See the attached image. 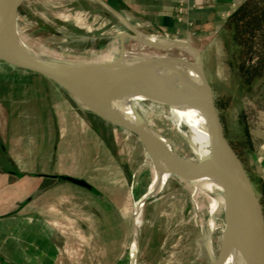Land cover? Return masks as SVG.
I'll return each mask as SVG.
<instances>
[{
	"label": "rangeland",
	"instance_id": "1",
	"mask_svg": "<svg viewBox=\"0 0 264 264\" xmlns=\"http://www.w3.org/2000/svg\"><path fill=\"white\" fill-rule=\"evenodd\" d=\"M65 4L69 7L68 11L64 10ZM72 5L70 0H57L58 38L54 43L56 49L75 58L92 54L101 56L113 47H119L121 50V41L116 38L119 35L114 36L115 38L106 44L92 45L89 36L86 35L88 34L86 29L78 28L83 26L82 21H79L80 16L70 13L71 8L77 10L79 5ZM100 33L99 31L93 36ZM147 38L152 42L140 43L128 36L123 39L125 62L129 64L157 58L180 59L194 62L198 69L197 57L200 56L206 79L217 97L228 139L256 183L248 164L247 155L251 146L247 143L251 139L256 143L259 132L264 131V81L256 84L253 93H249L243 87L241 77L229 66L233 47L230 49L224 38L214 43L209 41L202 44L197 41L191 44L186 39H176L174 42L161 36ZM157 41L166 42L168 45L160 47ZM182 45L188 49H180ZM184 64L186 63H179L181 67ZM6 68L8 67L0 64V192L16 182L15 177L6 178L3 174L5 171L22 172L25 169L46 173L56 171L87 178L100 190L111 195L115 203L114 212L116 211L120 218L111 222L109 217L108 247L104 248L103 242L100 244L99 247L105 250L98 264H129L127 258L133 242V228L131 229L129 222V212L133 203L130 189L132 186L135 187V200L138 201L147 185L145 183L142 187L140 183L139 187L135 180L145 158L143 146L136 138L124 135L91 115L64 111L63 106L45 96L37 94L38 98L34 100L27 98L28 95L23 98V90L20 89L26 85L19 82V76L15 72ZM220 104L227 106L223 110ZM140 106L145 111L144 116L149 126L176 144L174 140L179 133L169 116V108L146 102ZM244 111H247L248 115L246 125L248 129L241 120ZM89 133L96 137L94 143H91ZM197 192H200L199 189ZM199 194L205 205H199L197 197L190 195L182 184L165 180L158 195L149 200L143 209L144 218L139 228L138 264H211L207 254L210 239L212 250L215 256H218L224 229L223 222L218 215H211L208 210L210 203L208 198L204 193ZM63 195L56 193L54 197L61 199ZM204 210H207L208 214L204 213ZM91 223L94 227L96 222ZM66 225L70 227L69 223ZM71 227L75 232L72 242L81 238L84 240L81 228L74 226V223ZM20 231L26 232L25 237H21L22 246L29 249L26 259L28 264H32L33 258L41 257L38 252L39 243L31 237L26 225H20ZM207 231L211 233L209 239L205 235ZM56 241L60 251L66 249L65 242L60 243L58 235ZM69 249L71 252L66 254L67 259L79 263L73 259L75 258V253L71 250L73 248Z\"/></svg>",
	"mask_w": 264,
	"mask_h": 264
},
{
	"label": "water",
	"instance_id": "2",
	"mask_svg": "<svg viewBox=\"0 0 264 264\" xmlns=\"http://www.w3.org/2000/svg\"><path fill=\"white\" fill-rule=\"evenodd\" d=\"M31 2L0 0V64L15 71L40 95L65 108L96 117L132 135L151 155L158 171L167 172L185 181L210 178L225 185V222L221 248L218 256H215L211 239L209 240L207 254L210 263L221 264L231 252V243L234 242L249 263L264 264L262 197L249 170L228 139L226 124L217 97L206 79L202 58L197 57L199 82L193 81L182 69L184 67L179 63L184 61L180 59L173 62L171 59L157 58L128 64L124 60L126 51L123 39L128 36L140 43L147 42L140 39L144 35L131 26L128 27L131 33L116 37L121 41V55L113 64L91 66L89 70H83L65 60L37 57L26 48L24 37L54 53H63L54 47L51 28L42 18L47 14L48 0L34 6ZM118 16L125 21L120 14ZM185 65L192 66L189 63L183 66ZM129 97H142L166 107L170 104L195 106L203 115L208 129L210 154L203 159L197 158L179 131L174 140L176 144L171 143L149 126L144 116L145 111L140 106L143 110L140 115L129 102ZM113 102L131 107L135 112V119L127 120L117 114L112 109ZM54 178H61L102 198V195L84 180L71 177ZM31 199L19 204L14 212ZM151 199L145 200L143 206ZM138 253L139 243L135 264Z\"/></svg>",
	"mask_w": 264,
	"mask_h": 264
},
{
	"label": "crops",
	"instance_id": "3",
	"mask_svg": "<svg viewBox=\"0 0 264 264\" xmlns=\"http://www.w3.org/2000/svg\"><path fill=\"white\" fill-rule=\"evenodd\" d=\"M31 1L33 6L35 4L39 5L41 1L43 2V0ZM243 1L70 0L71 6H73L72 4H78L79 7L77 10L71 8L72 12H69L80 16H78L79 21H82L83 26H78V28L81 30L86 29V33H88L86 35L89 36L88 39L92 45L106 44L107 41L115 38L114 36L131 33L129 26L146 37L161 36L169 41L174 40V42H176V39H186L191 44H193V41L202 44L209 43V41L214 43L221 40V38L226 39V22L232 12ZM47 4L48 9L46 12L48 15H44L42 18L44 23L50 26L51 37L56 43L58 38L56 34L57 0H48ZM67 8L69 7L65 4L64 10L68 11ZM118 14L125 21L121 20ZM99 31L101 32L99 35L93 36ZM20 81L26 85L20 89V91L23 90V98H26L27 95L29 99L38 98L37 94L39 93L19 76ZM63 110L78 113L74 110H67L65 107ZM94 118L104 123L98 118ZM114 129L124 133V135H130L117 128ZM259 133L256 143L253 139L249 140L251 150L247 156L250 171L256 180L257 191L262 196L264 192V131ZM88 137L91 143L95 142V136L89 133ZM3 174L6 178L15 177L16 182L10 187H4L5 190L0 192V264H28L26 258L29 249L23 248L21 239V237H25L26 232H19L20 225L27 226L31 232V237L36 239L40 246L38 252L41 257L33 258L32 264L99 263L105 250L99 247L100 244L103 242V244L105 243L104 248L108 247L109 217L112 220L111 222L120 220L118 213L114 212L115 203L110 194L100 190L96 184L91 183L85 177L56 173V171L46 173L25 169L22 172L5 171ZM54 177H71L84 180L93 186L102 195V198L61 178L56 179ZM133 189L132 186L130 196L133 203L129 212L131 229L133 228V212L136 204ZM56 193H63V198H55ZM29 198L32 199L14 212L19 204ZM28 221L29 223H27ZM90 221L96 222L94 227H92L94 224ZM68 223L70 227H67L66 224ZM73 223L77 228H81L80 231L84 236V240L81 238L72 242V239L75 238V232L71 227ZM33 227H36L37 230ZM75 231L77 230L75 229ZM57 235L60 238V243L64 244L65 242V247L68 250L63 249L60 251L56 241ZM84 243L86 246H84ZM69 248H73L71 249L75 253L73 259L79 261V263H73L67 259L66 254L71 252ZM85 253L88 255L84 256ZM42 254L45 256H42Z\"/></svg>",
	"mask_w": 264,
	"mask_h": 264
},
{
	"label": "bare ground",
	"instance_id": "4",
	"mask_svg": "<svg viewBox=\"0 0 264 264\" xmlns=\"http://www.w3.org/2000/svg\"><path fill=\"white\" fill-rule=\"evenodd\" d=\"M143 37L144 36L140 37V39L145 40L147 42H152L150 39H146L147 37L146 38ZM23 41L29 52L36 55L37 57H41V58L48 57L57 60L59 59L65 60L70 62L73 66L82 68L83 70H89L91 66H98V65L104 66V65L113 64L120 59V55H121V50H119V47H113L108 52H105L103 54L100 53L101 56H99L98 54H92L86 57L75 58L66 54L54 53L51 50L44 48L40 44L33 42L26 37L23 38ZM156 43L160 47H166L168 45L166 42L163 41H157ZM180 49L187 50L188 47L182 45ZM171 60H173V62L176 61L175 59H171ZM142 61H146V60H142ZM184 62L192 64V66L188 67L187 65H185L187 67L185 68L183 66L184 68L182 69H184V71L193 81L199 82L200 81L199 69H197L195 63L188 60H184ZM128 100L140 115L143 113V110L140 108L141 103L146 102V103L163 106V104L161 103L149 101L142 97H129ZM111 106L112 109L117 114L123 116L125 119L127 120L135 119V112H133V109L128 105L119 102H113ZM168 108L170 110L169 116H171L173 123L177 126L179 133H181L186 138L195 156L199 159H203L206 156H208L210 154V148L208 143V129L201 112L191 104H170ZM144 152H145L144 162L141 166V169L137 171L138 173L135 176V180L138 186L140 185V183L142 187L143 184L145 183H147V185L146 188L144 189L142 188L143 189L142 195L139 198V200L136 201L135 210L133 212L134 232H133V242L129 250V258H127L129 264H135V255L137 253L138 243H139V228L142 223V218H144L143 203L145 200L156 197L163 183L167 179L182 184L190 193V195L192 194L195 197H197L196 199L197 201L199 200L198 201L199 205L201 204L205 205L204 201L201 199L200 196L201 194H199V193H204L205 196L208 198L207 200H209L210 202L208 210L211 213V215L215 214L221 217V220L223 222L222 223L223 227L225 222L224 220L225 202L223 198V190L225 188V185L219 184L210 178H203L195 181H185L167 172H160L155 168L151 155H149L146 152V150ZM198 189L200 192H197ZM133 190L135 191V187ZM203 212L208 214L207 210H204ZM203 212L200 211V214L203 215ZM205 235L207 239L211 237V233L209 231L205 232ZM231 244H232L231 252L228 253V255H226V259L221 264H251L243 258L240 247L234 242H232ZM244 250L247 251V248L244 247Z\"/></svg>",
	"mask_w": 264,
	"mask_h": 264
},
{
	"label": "trees",
	"instance_id": "5",
	"mask_svg": "<svg viewBox=\"0 0 264 264\" xmlns=\"http://www.w3.org/2000/svg\"><path fill=\"white\" fill-rule=\"evenodd\" d=\"M225 30L226 44L233 47L229 66L241 77L243 87L253 93L256 84L264 81V0H244L230 15ZM226 106L220 104L223 110ZM246 112L241 117L245 126ZM261 197L264 205V192Z\"/></svg>",
	"mask_w": 264,
	"mask_h": 264
},
{
	"label": "built area",
	"instance_id": "6",
	"mask_svg": "<svg viewBox=\"0 0 264 264\" xmlns=\"http://www.w3.org/2000/svg\"><path fill=\"white\" fill-rule=\"evenodd\" d=\"M182 2L184 1V0H181Z\"/></svg>",
	"mask_w": 264,
	"mask_h": 264
}]
</instances>
